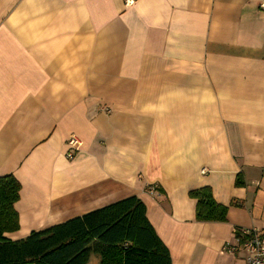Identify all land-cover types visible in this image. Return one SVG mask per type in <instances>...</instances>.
I'll use <instances>...</instances> for the list:
<instances>
[{"label": "crops", "instance_id": "1", "mask_svg": "<svg viewBox=\"0 0 264 264\" xmlns=\"http://www.w3.org/2000/svg\"><path fill=\"white\" fill-rule=\"evenodd\" d=\"M262 4L0 0V176L21 184L8 238L135 195L172 264H247L224 245L264 235ZM203 187L226 220L196 219Z\"/></svg>", "mask_w": 264, "mask_h": 264}, {"label": "trees", "instance_id": "2", "mask_svg": "<svg viewBox=\"0 0 264 264\" xmlns=\"http://www.w3.org/2000/svg\"><path fill=\"white\" fill-rule=\"evenodd\" d=\"M242 184L238 177L236 185ZM20 190L14 175L0 176V264H87L92 254L100 255V264H172L145 202L135 195L12 240L6 234L20 228ZM190 195L197 199L198 221L226 220L228 207L214 199L210 187Z\"/></svg>", "mask_w": 264, "mask_h": 264}, {"label": "built area", "instance_id": "3", "mask_svg": "<svg viewBox=\"0 0 264 264\" xmlns=\"http://www.w3.org/2000/svg\"><path fill=\"white\" fill-rule=\"evenodd\" d=\"M261 7L264 8V4ZM68 145L67 156L72 158L80 151L82 140L77 135L71 134L68 138ZM237 231L239 232V235H236L237 244L232 245L228 242L224 245V249L232 252L244 250L247 253V264H264V235L255 227Z\"/></svg>", "mask_w": 264, "mask_h": 264}]
</instances>
